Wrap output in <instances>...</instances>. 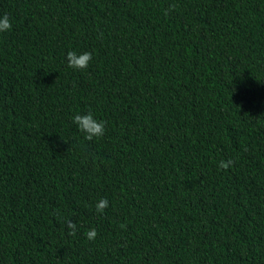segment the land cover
I'll use <instances>...</instances> for the list:
<instances>
[{"label":"trees","instance_id":"16d2710c","mask_svg":"<svg viewBox=\"0 0 264 264\" xmlns=\"http://www.w3.org/2000/svg\"><path fill=\"white\" fill-rule=\"evenodd\" d=\"M4 14L0 264H264V0H0ZM88 111L106 125L92 141L73 122Z\"/></svg>","mask_w":264,"mask_h":264},{"label":"clouds","instance_id":"9594fccd","mask_svg":"<svg viewBox=\"0 0 264 264\" xmlns=\"http://www.w3.org/2000/svg\"><path fill=\"white\" fill-rule=\"evenodd\" d=\"M175 7V6H173ZM171 10V9H170ZM12 21L7 14L0 16V34L11 31ZM91 52L77 53L75 51H69L67 54L68 67L76 70H85L88 68L92 61ZM73 122L81 133L84 134V138L88 141H92L94 138L98 139L105 134V122L96 119L91 111L84 114H77L73 117ZM234 161L231 159L221 160L218 164V168L228 170ZM109 206L107 199H100L96 204V211L103 213L104 210ZM67 227L69 229V235H76L77 224L72 221H67ZM121 227H124L123 225ZM86 238L89 241H95L98 233L95 228H91L86 232Z\"/></svg>","mask_w":264,"mask_h":264}]
</instances>
